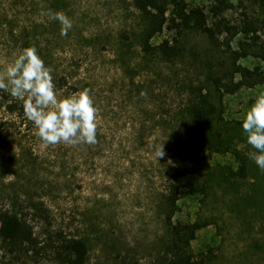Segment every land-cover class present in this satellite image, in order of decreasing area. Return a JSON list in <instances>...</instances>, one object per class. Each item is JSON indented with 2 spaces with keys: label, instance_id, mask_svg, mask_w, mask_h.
Instances as JSON below:
<instances>
[{
  "label": "rangeland",
  "instance_id": "obj_1",
  "mask_svg": "<svg viewBox=\"0 0 264 264\" xmlns=\"http://www.w3.org/2000/svg\"><path fill=\"white\" fill-rule=\"evenodd\" d=\"M187 1L207 11L214 3ZM233 3L226 13L232 25L241 24L246 14H260L253 0ZM48 9L62 11L72 20L67 36H61L58 21L41 15ZM140 16L133 0H0V72L24 48L35 46L45 65L53 69L58 98L88 88L99 109L98 143L76 146L46 145L33 122L21 130L10 116L0 114L10 120L14 135L12 145L3 142L0 161L12 158L14 170L34 163V174L21 170L19 177L25 182L32 178L33 195L50 209V225L36 228L44 249L28 264H59L48 249L47 229L87 237V264H163L167 257L164 202L177 164L173 135L193 87L205 82L221 53L213 52L203 36L193 34L185 41L183 57L175 61L147 56L137 42ZM174 35L165 31L153 43ZM243 38L242 34L233 38L232 47L237 49ZM241 63L261 64L253 57ZM142 90L146 97H141ZM261 94L264 84L227 94L226 119L243 122ZM18 141L24 159L19 163ZM162 143L165 155L156 159V148ZM247 146L241 143L239 149L254 151ZM208 159L214 165L239 167L231 153H212ZM257 172V178L240 180L237 189L218 186L207 197L180 191L175 219L207 223L191 245L194 264H264V171ZM0 202L8 203L4 198ZM3 254L0 251V264H12Z\"/></svg>",
  "mask_w": 264,
  "mask_h": 264
},
{
  "label": "trees",
  "instance_id": "obj_2",
  "mask_svg": "<svg viewBox=\"0 0 264 264\" xmlns=\"http://www.w3.org/2000/svg\"><path fill=\"white\" fill-rule=\"evenodd\" d=\"M233 1L214 0L207 11L187 0H133L142 23L137 42L147 56L160 55L167 61H175L183 57L187 50L185 41L193 34L203 36L214 48L213 52L217 49L221 53L215 69L207 72L205 82L200 87H193V95L181 111L179 128L173 135L177 164L164 202L169 240L163 264H194L191 245L198 231L207 225L175 219L182 189L207 197L218 186L235 190L240 180L259 175V167L247 155L249 151L239 149L241 143H247L243 122L226 119L224 98L242 88L264 84V45H260L264 35V0H253L260 8L259 16L246 14L238 25H232L226 16L234 5ZM165 31L175 35L155 45L153 39ZM239 34L244 38L239 40L235 49L231 42ZM222 37L227 39L225 43ZM251 57L257 58L261 64L249 67L241 63ZM3 113L10 116L11 121H16L21 130L29 127L23 101L0 90V114ZM9 121L0 117V148L5 141L12 145L10 137L14 135ZM15 145L21 149L18 154L21 159L17 162H23L22 143L18 141ZM247 145L246 148L251 147ZM212 153L233 154L239 163L238 169L212 164L208 159ZM13 166L16 163L12 158L7 162L0 161V199L8 201L4 205L0 202V251L11 258L12 264H28L30 258L37 260L44 249L36 228L49 222L50 209L42 198L33 195L32 178L31 182H25L19 177L21 170L34 174V163L22 164L23 168L18 170ZM13 173H16L15 177L6 183L5 179ZM47 233V238L51 239L48 249L59 264H87L90 254L87 237H69L60 232L52 233L50 229Z\"/></svg>",
  "mask_w": 264,
  "mask_h": 264
},
{
  "label": "clouds",
  "instance_id": "obj_3",
  "mask_svg": "<svg viewBox=\"0 0 264 264\" xmlns=\"http://www.w3.org/2000/svg\"><path fill=\"white\" fill-rule=\"evenodd\" d=\"M41 15L60 23L61 36H67L73 27L72 20L62 11L48 9ZM52 73L53 69L45 65L36 47H27L0 72V90L23 101L25 116L34 123L37 135L46 145L98 143L99 109L90 95L91 90L85 88L77 95L58 98ZM140 95L146 97L147 93L142 90ZM242 128L247 143L254 149L247 153L249 159L264 171V94L258 96L246 112ZM164 155L162 143L156 148L155 158Z\"/></svg>",
  "mask_w": 264,
  "mask_h": 264
}]
</instances>
